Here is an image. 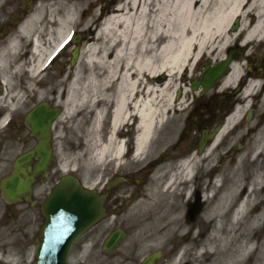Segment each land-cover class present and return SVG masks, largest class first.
Returning a JSON list of instances; mask_svg holds the SVG:
<instances>
[{"label":"bare ground","instance_id":"6f19581e","mask_svg":"<svg viewBox=\"0 0 264 264\" xmlns=\"http://www.w3.org/2000/svg\"><path fill=\"white\" fill-rule=\"evenodd\" d=\"M46 6L51 13L58 8L62 13L56 12V19L41 20V10ZM75 6L82 7V2L54 0L42 4L40 0L36 13L26 22L35 27L31 49L34 67L43 66L68 42ZM234 21L238 23L235 31L229 29ZM94 31L93 40L81 51L80 60L87 68L86 74L72 73L64 113L67 116L79 107L85 111L80 113L81 116L91 113L97 122L109 110L110 128L104 143L90 152L89 159L97 165L106 156L118 159L124 154L123 141L116 139L119 134H124L121 128L130 119H135V156L145 151L155 125L162 121L159 117H163V103L158 97H162L165 89L177 85L173 78L178 72L184 73L192 62L204 56H208L210 63L215 59L222 60L224 50L233 39H241L244 47L254 41L264 43V0H125L106 15ZM237 32L233 38V33ZM249 77L246 79L243 65L234 60L219 82L220 89L243 82L245 93L239 98L244 104L225 121L207 151L219 144V139L232 124L239 123L242 110L247 106V95L260 84L256 76ZM171 99L170 96L166 101ZM262 150L264 121L252 140L251 149L246 154L240 150L235 164L228 163L227 171H218L217 177L214 175L215 195L207 199L211 205L206 215L211 225L210 236L200 243L204 251L198 254V257L209 258L207 264H247L252 255H255L252 264L264 259V248L258 249L261 245L255 237L260 230L255 225L264 219V209L245 220L253 207L262 202L258 194L264 166L256 165ZM249 155L252 158L246 160ZM197 158L194 156L181 164L163 183V196L167 197L166 191L170 189L175 200L160 214L151 215L148 225H153L152 236L173 234V226L177 225L181 210L190 198V181H185L184 192H180L181 184L177 180L191 177L192 162ZM246 164L252 166L247 182L243 175ZM63 171H67L66 168ZM251 248L254 251L249 254Z\"/></svg>","mask_w":264,"mask_h":264},{"label":"flooded vegetation","instance_id":"af4514ba","mask_svg":"<svg viewBox=\"0 0 264 264\" xmlns=\"http://www.w3.org/2000/svg\"><path fill=\"white\" fill-rule=\"evenodd\" d=\"M83 1H85L82 7L83 19L92 14L97 15L93 25L88 29L90 33L94 31L102 16L116 8V0ZM38 5L39 0H0V264H32L34 261L33 250L40 225L34 231L31 229L38 224L36 211L40 213L42 200L57 181L51 169L53 155L45 174L34 173L37 162L35 158L21 166L22 171L17 173L21 179L34 178L27 200L21 196L14 202L6 201L2 195V182L14 174L17 158L34 150L38 144L41 131L34 130L35 126L48 128L51 150L58 136V128L60 135L67 131V125L58 122L65 116L64 102L68 73L71 71L69 61L63 63V68L59 72L57 63L63 59L62 55L50 64L38 68L33 66L31 49L35 27L26 22L36 13ZM253 64L250 69L246 67V79H249V76H258L260 84L247 95V106L243 109L242 122L251 105L254 109V118H257V107L262 102L261 96L264 92V57ZM218 82L202 95L199 93L184 95L180 101H187L189 96L191 99L185 105L181 128L167 135L164 125H159L148 143L146 160L142 166L135 169L129 166V153L122 161L124 164L117 166L114 174L109 173L108 167L104 169L103 176L109 175L97 188L103 200L104 215L74 243L70 257L73 251L81 252L86 246L102 250L106 236L114 231H121L128 237L130 235L128 227L130 224L133 225L129 211L147 187L148 179L159 178L166 170H171L184 160H190L197 155L202 132L204 130L211 132L224 122L235 107L244 104L243 99L239 98L245 93L243 82L233 89H220ZM54 111H58L57 116L53 115ZM224 143L222 142L221 147ZM90 232H93V238L86 236ZM84 237L87 238L82 241ZM77 243L79 246L74 249ZM116 253L103 254L108 258L107 263L116 264L117 259L113 262ZM134 253L135 251L127 257H122V262L141 264L142 259L135 258ZM166 262V259H161L156 264Z\"/></svg>","mask_w":264,"mask_h":264},{"label":"rangeland","instance_id":"374dc122","mask_svg":"<svg viewBox=\"0 0 264 264\" xmlns=\"http://www.w3.org/2000/svg\"><path fill=\"white\" fill-rule=\"evenodd\" d=\"M54 0H41V3H50ZM125 0H116V7L122 4ZM59 9V8H58ZM54 10L52 13L49 7H44L41 10V20H45L48 17L52 19H56V12L62 13L61 10ZM79 6L73 9V15L70 21V28L72 32H78L82 36L89 35L88 29L92 23H94V16H90L86 21L80 18L81 11L79 10ZM114 12V11H113ZM51 14V15H50ZM80 20V21H79ZM79 22V23H78ZM234 22H232V25ZM231 25V26H232ZM231 26L229 29H231ZM99 27V24L96 28ZM49 29V27H48ZM52 29V28H51ZM96 30V29H95ZM86 33V34H84ZM95 31L91 35L90 39L87 40V36L81 39L80 46V56L81 51L84 50L85 44L89 43V41L93 40ZM237 33H233V38ZM92 38V39H91ZM242 48L237 53L235 60L240 62L243 65V71H245V66L249 64L248 57L253 55L254 60L256 58H260L261 55L264 56V43H258V41H254L244 47L241 39L234 40L230 43L229 47L238 46ZM73 48V44L69 41L61 50L63 59L58 61L57 63V72H59L63 68V63H68L69 53ZM224 50L223 57L226 56V52L228 50ZM247 59V60H246ZM76 66L71 68V74L68 73L69 80L72 77L73 72H78L81 75L86 74L87 68L83 64V62L79 61ZM208 59V56H204L199 61L192 62L187 70L183 72H178L177 75L173 79L176 80L177 85L175 87H169L163 91L162 97H158V101L163 103L162 107V116L159 117L161 120L165 118L167 122L164 124L167 135L172 132L178 131L182 120L184 118V110L186 103L191 99L189 96L187 101L174 100V95L177 89L184 90L186 94L190 95V82L196 78H198L203 71V62ZM219 60H214L211 62V65H215ZM84 67V68H83ZM85 69V70H84ZM84 70V71H83ZM58 75V74H57ZM93 91H90L91 93ZM172 99H169V97ZM184 97V96H182ZM263 98V102L261 106L257 107V118L250 122L247 126H244L240 121L238 124H232L225 133L221 136V143L225 142L224 145L219 149L218 145L212 148L211 150L205 152L200 155L193 164V170L190 177L191 185H194L197 182L198 188L196 189V194L193 195L192 198L189 199L187 206H185L181 210V214L177 221V225L173 226V234L169 236H152L153 225H148L150 222L151 215L160 214L164 211L167 206L175 200L174 195L171 194L170 189L166 191L167 197L163 196V191L165 189L162 187L163 183H165L168 179V175L170 173L176 172L172 170L169 174H165L164 178L159 180L156 179H148L149 183L147 187L144 188L143 193L137 203L132 207L129 211L130 218L133 221V225L130 224L128 227L130 230V235L124 240L119 251L116 253V257L113 262L118 260L116 264H124L121 260L122 257H127V255L132 254L135 251V258H142L145 255L153 252L155 250H162L164 252V259H167L166 264H207L209 262L208 257H198L200 251H204L203 247H200V243L205 242L207 238L210 236L211 225L208 224V219L206 218L207 212L209 211L211 205L209 204L210 200L205 202L200 201L201 196L199 195V188L201 187V183L203 182L204 176H207L209 179L216 175L218 171L228 170V163L235 164L237 162L236 156L240 152L246 154L252 145V140L256 137L258 133V129L264 121V92L261 96ZM95 110L98 108L95 107ZM87 111V110H86ZM84 113L85 111H81L79 107L72 112V114L61 117L59 124L67 125V131L65 134L60 135V128H58V136L54 140L53 145V165L51 167L52 172L59 178L63 174H73L77 176L81 182L85 184H90L97 188L100 182L106 179V176L109 174H105L103 176L104 169L109 168V173H115L117 166H122L124 163L123 154L118 159H112L110 156L104 157L100 163L94 165L89 157L91 156L90 152L93 151L97 145H101L104 143L105 137L110 128V115L109 110L105 112L102 118H100L97 122L94 121L91 113H87L86 115L81 116L80 113ZM162 120V121H163ZM135 119H130L127 125L123 126L121 130L124 132L122 136L118 135L116 141L122 140L125 145V152L128 149L133 152L132 159H129V166L132 168H138L141 164L144 163L145 159L144 154L145 151L139 155L135 156ZM65 131V128H64ZM233 132V136L229 138V134ZM260 157L257 159V167L264 166V150H262ZM252 158L250 155L246 160ZM63 168H66L67 171H63ZM252 170V166H248L247 164L244 166V177L245 182L248 181V177ZM218 175H216L217 177ZM222 178V177H221ZM178 181V180H177ZM182 181V180H180ZM264 181V178H263ZM148 182V181H147ZM191 187V186H190ZM49 188V187H48ZM44 190L45 187H42ZM264 192V191H263ZM261 192L258 194V199L263 197ZM181 203H184L183 200H180ZM156 205V207H153ZM197 205V209L192 218L191 208ZM257 212L259 209H264L263 205L260 204L254 207ZM254 210L250 211L246 216L245 220L249 216H254L257 212L253 213ZM38 216L37 222L31 231L36 230L39 225L43 224V216L36 211ZM264 219H261L255 226H259L260 230L255 234L257 237L258 245H261L258 249L262 251L264 248ZM92 233H88L86 236L92 237ZM87 237H84L82 241H85ZM93 238V237H92ZM98 238V237H97ZM75 245L76 249L78 247ZM186 246V251L185 250ZM87 249L80 251H73V254L70 258L71 264H109L107 263L108 258H105L101 253L99 248H90L88 246L84 247ZM73 249V250H74ZM206 249V247H205ZM252 249V248H251ZM252 251V250H249ZM80 253V254H79ZM250 253V252H248ZM255 255L249 257L247 264H252L254 262ZM112 263V262H111ZM114 264V263H112ZM256 264H264V259L257 261Z\"/></svg>","mask_w":264,"mask_h":264},{"label":"water","instance_id":"95a60500","mask_svg":"<svg viewBox=\"0 0 264 264\" xmlns=\"http://www.w3.org/2000/svg\"><path fill=\"white\" fill-rule=\"evenodd\" d=\"M234 28H236L235 25ZM79 40L78 36L74 38L75 43H79ZM77 56L78 47H75L71 52V65L76 63ZM232 58L233 55L229 54L225 60L220 61L214 67H210L209 62H206L201 80L191 83L192 90L198 89L199 86L202 87V91L210 89L216 80L226 74ZM219 128H215L211 136L217 133ZM35 129L41 131L39 145L35 151L22 155L17 163L27 162L32 156H35L39 158L35 167L36 172H39L46 169L50 152L47 128L35 126ZM203 135L200 149L203 148L206 139V135ZM29 187V180L20 181L13 177L3 183L2 190L4 197L13 201L18 195L28 192ZM41 210L45 222L40 231V241L35 248L36 262L33 264H68L67 255L74 240L103 215L100 198L93 191L83 190L78 180L72 176H64L59 181L46 197ZM121 237L118 232L112 233L105 241L104 250L112 251ZM159 257L160 252H154L145 258L143 264H154V261Z\"/></svg>","mask_w":264,"mask_h":264}]
</instances>
